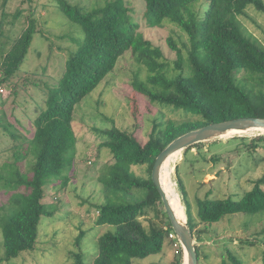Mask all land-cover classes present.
<instances>
[{
  "label": "trees",
  "instance_id": "1",
  "mask_svg": "<svg viewBox=\"0 0 264 264\" xmlns=\"http://www.w3.org/2000/svg\"><path fill=\"white\" fill-rule=\"evenodd\" d=\"M26 1L21 0L16 12L9 14L1 10V17L11 16L10 23L15 24L24 12ZM197 1L145 0L148 26H161L168 19L188 36L186 57L174 38L168 37L170 47L177 52L175 69L180 71L171 77L168 73L171 63L166 61L162 48L140 31L141 24L133 19L134 8L127 0H107L103 5L92 8L74 5L68 0H57L69 19L81 26L85 38L67 60L58 83L46 92V107L32 121L34 132L16 135L18 140L29 144L23 159L33 154L34 161L31 176L29 172L24 173L17 168L16 185L18 189L25 187V193L16 199L15 203L19 207L13 214L1 221L4 260L16 258L24 251L36 248L42 217L51 215L54 207V204L44 202L45 188L59 181L63 185L69 182V176L62 175V171L66 164L74 163L76 155L78 136L74 130L75 106L115 69L127 51H131L134 59L148 70L145 79L135 75L133 89L147 96L152 103L172 106L198 118L181 123L173 120L160 122L156 119L146 141L141 140L134 131L115 124L102 131L101 147L110 149L113 161L105 164L98 176L105 200L96 205L99 211L96 224L113 225L116 229L99 237L98 254L93 264H136V258L162 253L166 240L181 256L173 264H183L184 251L178 240L170 237L173 228L167 212H164L167 221L163 225L149 220L147 228L141 219L147 217L151 206L162 201L152 179L156 158L174 139L191 130L242 117L264 118V43L249 32L239 18L250 5L264 13V0H205L207 7L202 3V16L194 8ZM7 2L4 0L3 6ZM31 11L26 16L22 32L4 50L7 52L0 61V89L4 90L0 94L6 100H10L14 93L13 88L8 90L6 85L17 77L34 34L38 31L36 9ZM2 24L3 21L0 23V34L4 36L7 33L1 30ZM1 104L3 108L6 105L5 101ZM11 106L16 108L14 104ZM243 140L250 147L249 151L264 147V136H244ZM202 143L187 147L186 154ZM172 156L174 154L169 158ZM7 161L0 166L2 171L9 170ZM141 165L148 166L147 177L134 170L135 166ZM54 177L59 179L54 180ZM179 181L187 199L183 181L180 178ZM177 199L181 203L179 207L186 214L181 196ZM11 203H14L13 198L9 196V201L0 205V212H4ZM186 204L188 223L195 236L197 222L190 204ZM262 211L264 175L254 180L253 187L238 199L209 194L197 198L198 219L205 224L219 223L227 215L238 212L253 215ZM84 232L80 231L76 237L75 244L78 247ZM198 239L202 240V237ZM250 242L254 243L252 240ZM200 248L202 246L196 245L199 264L202 258ZM226 258L230 264H249L230 249L227 250V257L222 258L223 264L227 263ZM74 261L75 264H87L82 250L74 254Z\"/></svg>",
  "mask_w": 264,
  "mask_h": 264
},
{
  "label": "rangeland",
  "instance_id": "2",
  "mask_svg": "<svg viewBox=\"0 0 264 264\" xmlns=\"http://www.w3.org/2000/svg\"><path fill=\"white\" fill-rule=\"evenodd\" d=\"M3 1L0 0V23L3 21L1 30L7 34H0V61L7 52L4 50L8 49L12 40L22 32L26 16L33 8L36 9L38 31L34 34L17 77L6 85L8 90L13 88V96L6 100L7 98L0 94V166L10 160L7 161L10 164L7 166L8 171L0 169V205L7 203L9 196L14 202L5 208L4 212H0V264H75L74 254L80 250L85 254L87 264H93L98 254L99 237L116 229L113 225L96 224L99 213L96 205L105 200L103 185L98 176L100 169L113 161L110 149L101 147L102 131L115 124L122 129L134 131L141 140L146 141L156 119L160 122L173 120L181 123L198 117L172 106L152 103L147 96L137 93L132 86L133 78L138 74L140 78L145 79L148 70L134 59L131 51H127L119 59L115 69L75 106L74 130L78 136L76 155L74 163L72 161L66 164L62 171V175L69 176V182L63 185L59 181L57 184L46 186L44 202L54 204V207L51 215L42 217L36 248L24 251L16 258L4 260L1 221L7 219L19 207L15 203L16 199L25 193V187L18 189L16 185L17 168H20L21 172H29L28 175L31 176L34 161L33 154L23 159L29 144L18 140L17 136L34 132L32 121L35 115L46 107V92L58 83L65 71L67 60L84 40L85 33L79 24L72 22L60 9L57 0L26 1L24 12L15 24L10 23L11 16L2 18L1 10L9 14L16 12L21 0H8L6 6H3ZM68 1L74 5L92 8L103 5L107 0ZM127 1L134 8L133 19L141 24L140 31L162 48L166 61L171 63L168 73L171 77L176 76L180 72L175 69L174 64L177 52L170 47L168 37L174 38L186 57L189 47L187 34L168 19L161 26H148L145 19V0ZM202 3L207 7L205 0L194 4V8L200 11V16L203 15ZM239 18L242 25L264 43V13L250 5ZM3 101L6 104L4 108L1 104ZM13 104L16 108L11 106ZM236 133L238 131L203 142L191 148L187 154L185 149L178 151L164 162L162 168V186L174 208L179 210V218L185 220L186 203L191 206L197 222L194 238L197 245L202 246L201 264H223L222 258L227 257L228 249L245 263L264 264V211L253 215L238 212L212 224L201 223L197 215L198 197L209 194L214 197L234 196L238 199L253 187L254 180L264 175V147L249 151L250 147L246 146L243 140L244 136H264V131ZM72 153L68 155L71 156ZM20 160L22 162H19ZM134 170L141 176L149 175L147 165L135 166ZM179 178L183 181L187 199ZM53 179L58 180L59 177ZM180 196L186 214L179 207L181 203L177 197ZM148 211L147 217H141L147 228L149 220L159 225L167 221L163 201L151 206ZM82 230L85 231L84 237L78 247L75 240ZM199 236L202 240L198 239ZM169 244L170 241L166 240L162 253L136 258L135 263L173 264L181 256H178ZM185 258L187 259L186 254ZM185 258L183 257V262ZM226 262L230 264L227 258Z\"/></svg>",
  "mask_w": 264,
  "mask_h": 264
},
{
  "label": "water",
  "instance_id": "3",
  "mask_svg": "<svg viewBox=\"0 0 264 264\" xmlns=\"http://www.w3.org/2000/svg\"><path fill=\"white\" fill-rule=\"evenodd\" d=\"M238 131V133H246L248 131H264L263 117H242L223 122L211 123L204 127L191 130L176 139H174L156 158L152 170V179L157 186L164 203L166 212L170 219L171 225L181 243V246L187 259H184L183 264H199L198 255L196 251V241L192 230L186 220L179 218L174 210L166 191L162 186L161 169L164 162L174 153L184 150L187 147L217 139L226 136L231 131ZM236 133V134H238Z\"/></svg>",
  "mask_w": 264,
  "mask_h": 264
},
{
  "label": "built area",
  "instance_id": "4",
  "mask_svg": "<svg viewBox=\"0 0 264 264\" xmlns=\"http://www.w3.org/2000/svg\"><path fill=\"white\" fill-rule=\"evenodd\" d=\"M0 91H4V90L1 88ZM170 237L173 239H177L179 244H181L174 230L170 233Z\"/></svg>",
  "mask_w": 264,
  "mask_h": 264
},
{
  "label": "bare ground",
  "instance_id": "5",
  "mask_svg": "<svg viewBox=\"0 0 264 264\" xmlns=\"http://www.w3.org/2000/svg\"><path fill=\"white\" fill-rule=\"evenodd\" d=\"M231 132H236L235 130L234 131H231ZM173 155V154H172ZM164 188V187H163ZM165 190V189H164ZM166 191V190H165ZM167 193V192H166ZM168 196V195H167ZM170 200V199H169ZM171 202V201H170ZM172 204V203H171ZM173 206V205H172ZM173 208H174V206H173ZM174 210H175V208H174ZM176 211V210H175ZM176 214H177V216L179 217V212L178 211H176ZM187 255V254H186Z\"/></svg>",
  "mask_w": 264,
  "mask_h": 264
}]
</instances>
